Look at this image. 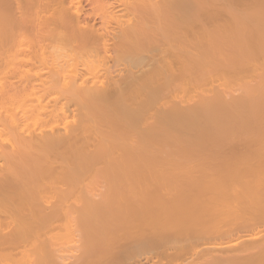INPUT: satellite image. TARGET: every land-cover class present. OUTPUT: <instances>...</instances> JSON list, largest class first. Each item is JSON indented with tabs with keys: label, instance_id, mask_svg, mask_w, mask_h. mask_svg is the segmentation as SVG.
Wrapping results in <instances>:
<instances>
[{
	"label": "bare ground",
	"instance_id": "bare-ground-1",
	"mask_svg": "<svg viewBox=\"0 0 264 264\" xmlns=\"http://www.w3.org/2000/svg\"><path fill=\"white\" fill-rule=\"evenodd\" d=\"M0 264H264V0H0Z\"/></svg>",
	"mask_w": 264,
	"mask_h": 264
}]
</instances>
